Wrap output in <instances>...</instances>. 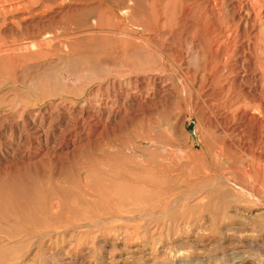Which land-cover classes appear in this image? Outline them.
Segmentation results:
<instances>
[{"label": "rangeland", "instance_id": "374dc122", "mask_svg": "<svg viewBox=\"0 0 264 264\" xmlns=\"http://www.w3.org/2000/svg\"><path fill=\"white\" fill-rule=\"evenodd\" d=\"M190 2L0 0V264H264V0Z\"/></svg>", "mask_w": 264, "mask_h": 264}, {"label": "bare ground", "instance_id": "6f19581e", "mask_svg": "<svg viewBox=\"0 0 264 264\" xmlns=\"http://www.w3.org/2000/svg\"><path fill=\"white\" fill-rule=\"evenodd\" d=\"M205 2H206L207 4H206ZM208 2H209V0H191V2H190L191 4L189 3V4L191 5V11H192V9H194L195 7H198V8H199V6L201 7V5L203 6V9H204V11H205V10L207 9L206 6H208ZM204 4H205L206 6H205ZM209 4H210V3H209ZM208 7H210V6H208ZM198 8H197V9H198ZM211 8H212V6H211ZM211 8H210V9H211ZM210 9H209V12H210ZM212 9H213V8H212ZM198 10H199V9H198ZM198 10H196V11H198ZM201 10H202V9H201ZM204 11H203V13H204ZM192 12H194V11H192ZM199 12H200V11H199ZM186 13H187V12H186ZM200 13H202V12H200ZM205 13H206V12H205ZM206 14H209V13H206ZM206 14L204 15L205 17H206ZM199 15H200V14H199ZM207 17L209 18V16H207ZM196 18H197V17H196ZM200 18H201V20L206 19V18L202 19V18H203L202 15L200 16ZM198 19H199V17H198ZM198 21H199V20H197V22H198ZM204 21H207V19L204 20ZM204 21H203L202 24L205 23ZM197 22H196V23H197ZM191 24H192V23H191ZM197 24H198V23H197ZM200 24H201V23H200ZM200 24H199V25H200ZM206 24H207V23H206ZM201 27H202V25H201ZM203 28H204V27H203ZM201 29H202V28H201ZM202 30H203V29H202ZM204 31H205V29H204ZM202 33H203V32H202ZM32 44H33V43H32ZM34 45H35V44H34ZM34 47H35V46H34ZM241 113H242V112H241ZM243 114H244V113H243ZM245 114H246V113H245ZM247 116H248V115H246V117H247ZM249 116H252V115H249ZM228 117H229V116H228ZM242 117L245 118V116H242ZM249 118H250V117H249ZM246 119H247V118H246ZM250 119H253V118L251 117ZM247 121H248V120H247ZM247 121H246V122H247ZM252 121H254V120H252ZM223 122H224V121H223ZM248 122H250V121H248ZM222 130H223V128H222ZM220 146H221V145H220ZM221 147H222V146H221ZM222 152H223V151H222ZM186 154H187V153H186ZM186 154H185V155H186ZM187 157H188V156H187ZM188 158H189V157H188Z\"/></svg>", "mask_w": 264, "mask_h": 264}]
</instances>
